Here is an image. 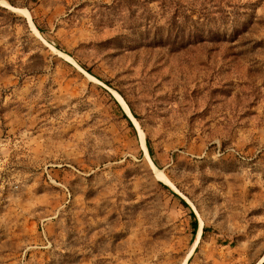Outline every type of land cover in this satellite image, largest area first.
Wrapping results in <instances>:
<instances>
[{
	"label": "rangeland",
	"instance_id": "rangeland-1",
	"mask_svg": "<svg viewBox=\"0 0 264 264\" xmlns=\"http://www.w3.org/2000/svg\"><path fill=\"white\" fill-rule=\"evenodd\" d=\"M259 262L264 0H0V264Z\"/></svg>",
	"mask_w": 264,
	"mask_h": 264
},
{
	"label": "trees",
	"instance_id": "trees-1",
	"mask_svg": "<svg viewBox=\"0 0 264 264\" xmlns=\"http://www.w3.org/2000/svg\"><path fill=\"white\" fill-rule=\"evenodd\" d=\"M124 117L127 119V117H126V115H124ZM131 124V123H130ZM147 144V143H146ZM148 146V145H147ZM148 151H149V155H152V152H151V149L148 147ZM173 193V192H172ZM179 200H180V202L183 204V205H185V206H187V204H186V202L183 200V199H181L177 194H175V193H173ZM190 214H191V216H192V218H193V221H192V224H193V227L194 228H196V226H197V221H196V218H195V215H194V213L192 212V211H190ZM206 230V228L205 227H203V231H205Z\"/></svg>",
	"mask_w": 264,
	"mask_h": 264
},
{
	"label": "bare ground",
	"instance_id": "bare-ground-1",
	"mask_svg": "<svg viewBox=\"0 0 264 264\" xmlns=\"http://www.w3.org/2000/svg\"><path fill=\"white\" fill-rule=\"evenodd\" d=\"M33 26V25H32ZM34 28V27H33ZM36 30V29H35ZM142 145H143V143H142ZM144 149V148H143ZM145 150L147 151V149H146V146H145ZM146 159L153 165V162H152V160H151V158H150V156H149V154H148V152H146ZM154 166V165H153ZM157 172V171H156ZM257 264H260V262L259 263H257Z\"/></svg>",
	"mask_w": 264,
	"mask_h": 264
},
{
	"label": "water",
	"instance_id": "water-1",
	"mask_svg": "<svg viewBox=\"0 0 264 264\" xmlns=\"http://www.w3.org/2000/svg\"><path fill=\"white\" fill-rule=\"evenodd\" d=\"M95 77V76H94ZM98 79V78H97ZM103 83V82H102ZM104 84V83H103ZM102 85V84H101ZM103 86H105V87H107L106 85H103ZM128 116V115H127ZM132 122V121H131ZM133 123V122H132ZM148 149V148H147ZM149 152V151H148ZM151 157V156H150ZM190 256V255H189Z\"/></svg>",
	"mask_w": 264,
	"mask_h": 264
}]
</instances>
